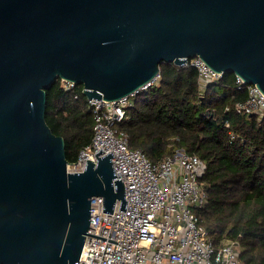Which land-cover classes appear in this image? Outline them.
Masks as SVG:
<instances>
[{
	"label": "water",
	"instance_id": "1",
	"mask_svg": "<svg viewBox=\"0 0 264 264\" xmlns=\"http://www.w3.org/2000/svg\"><path fill=\"white\" fill-rule=\"evenodd\" d=\"M195 55L264 93V0H0V264H77L86 234L105 239L87 231L91 197L125 210L111 151L66 171L45 89L113 100Z\"/></svg>",
	"mask_w": 264,
	"mask_h": 264
},
{
	"label": "trees",
	"instance_id": "2",
	"mask_svg": "<svg viewBox=\"0 0 264 264\" xmlns=\"http://www.w3.org/2000/svg\"><path fill=\"white\" fill-rule=\"evenodd\" d=\"M199 90L193 66L161 62L157 82L131 96L119 127L129 146L151 161L178 147L204 159L207 203L196 211L200 223L216 242L233 240L241 264H264V113L234 110L247 91L237 88L232 72ZM45 93L46 123L63 137L65 157L73 161L92 135L81 84L64 90L57 78Z\"/></svg>",
	"mask_w": 264,
	"mask_h": 264
},
{
	"label": "built area",
	"instance_id": "3",
	"mask_svg": "<svg viewBox=\"0 0 264 264\" xmlns=\"http://www.w3.org/2000/svg\"><path fill=\"white\" fill-rule=\"evenodd\" d=\"M178 66L196 69L200 92L222 75L198 55L185 58ZM158 78L159 73L139 89ZM60 81L64 90L79 85L64 78ZM235 83L246 89L247 97L237 101L234 110L263 116L264 93L257 84L246 83L238 75ZM135 92L113 100L86 98L92 135L76 159L66 162V171H82L87 158L96 162L95 152L100 148V155L111 151L126 205L125 210H119L120 201L116 200L112 213L106 212L102 211V196L91 197L87 231L105 239L86 234L77 264H241L236 243L231 239L216 242L196 212L207 203L202 181L205 160L178 147L151 161L140 148L129 146L128 133L119 123Z\"/></svg>",
	"mask_w": 264,
	"mask_h": 264
},
{
	"label": "rangeland",
	"instance_id": "4",
	"mask_svg": "<svg viewBox=\"0 0 264 264\" xmlns=\"http://www.w3.org/2000/svg\"><path fill=\"white\" fill-rule=\"evenodd\" d=\"M131 99V98H130Z\"/></svg>",
	"mask_w": 264,
	"mask_h": 264
}]
</instances>
